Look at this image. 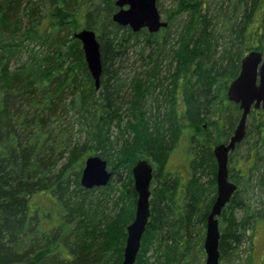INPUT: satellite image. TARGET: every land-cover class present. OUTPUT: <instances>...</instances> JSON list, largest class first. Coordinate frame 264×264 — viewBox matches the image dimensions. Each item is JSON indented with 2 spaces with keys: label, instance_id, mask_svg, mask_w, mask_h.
<instances>
[{
  "label": "trees",
  "instance_id": "16d2710c",
  "mask_svg": "<svg viewBox=\"0 0 264 264\" xmlns=\"http://www.w3.org/2000/svg\"><path fill=\"white\" fill-rule=\"evenodd\" d=\"M83 2L0 0L7 36L50 45L56 33L52 48L0 43V264H121L137 196L131 167L139 158L154 169L133 264H191L216 196L213 146L228 140L241 113L227 86L244 54L264 51V0H156L167 25L155 32L114 22V0ZM43 18L46 30L39 29ZM83 27L99 42L98 88L73 36ZM65 29L69 40L59 36ZM221 29L228 43L219 41ZM21 50L24 59L11 65ZM247 119L228 155L236 188L217 216L220 257L264 219L246 199L248 176L264 194V108H252ZM76 124L82 140H73ZM91 154L104 158L112 175L86 188L79 178ZM178 155L182 173L167 170Z\"/></svg>",
  "mask_w": 264,
  "mask_h": 264
},
{
  "label": "water",
  "instance_id": "95a60500",
  "mask_svg": "<svg viewBox=\"0 0 264 264\" xmlns=\"http://www.w3.org/2000/svg\"><path fill=\"white\" fill-rule=\"evenodd\" d=\"M117 9L111 18L120 25H127L132 31L141 28L155 32L167 25L156 5V0H114ZM81 43L87 69L95 88L99 87L102 72L99 42L94 30L83 27L73 33ZM226 97L237 103L241 109L239 119L226 142L213 146V155L217 162L216 196L206 217L203 249L204 264H220L217 216L228 202L236 184L228 179V155L241 141L245 133L247 116L252 108H264V51L252 49L240 59L238 74L230 80ZM133 186L136 191L134 218L126 226V238L121 264H133L140 248L141 237L150 214L149 196L152 166L144 158H139L131 167ZM107 161L99 155H88L80 174L83 187L105 185L111 178Z\"/></svg>",
  "mask_w": 264,
  "mask_h": 264
},
{
  "label": "rangeland",
  "instance_id": "374dc122",
  "mask_svg": "<svg viewBox=\"0 0 264 264\" xmlns=\"http://www.w3.org/2000/svg\"><path fill=\"white\" fill-rule=\"evenodd\" d=\"M90 0H84L83 4L84 6L87 5V3ZM96 1H100V0H94ZM94 2V3H95ZM83 6V7H84ZM164 12L162 13V17L164 18ZM239 14L238 12H235L234 15V21H236V18H238ZM262 17H264V15H262ZM27 20L26 18H22L21 19V26L26 25ZM47 24V19L43 18L42 22L40 24V30L44 29L46 30V25ZM220 26V23H219ZM218 26V27H219ZM69 28V27H68ZM174 28V27H173ZM68 30H62L59 32V36L62 38V40H69L70 35H68ZM221 31L223 32L224 30L221 29ZM226 32V31H225ZM51 44L50 45H45V44H40L39 41L37 40H33V39H29V40H25V39H21L20 35H17L16 37L13 36H7L5 30H0V35H1V41L0 43H2V41H7L10 42L11 45L10 47H24V48H29V47H36L39 48L40 47H55V31H51ZM218 35V34H217ZM225 36V37H223ZM143 35L140 36V39H142ZM229 37L228 33H224L221 34L220 36H218L219 41H224L225 43H228L227 38ZM59 40V39H58ZM45 50V48H44ZM25 57V51L21 50V53H17L12 55V57H10V64L11 65H15L18 61V59L23 60ZM237 121V119H236ZM235 121V124H236ZM235 124L233 125V128L235 126ZM78 124H76L75 126H73V129H71V133H76L75 134V138L76 140H82L83 136L81 134V132H77L79 131L77 129ZM247 127L249 128V131H252L253 125L251 123V119L248 118L247 119ZM232 128V129H233ZM232 131V130H231ZM231 135V134H230ZM229 135V136H230ZM73 137V136H72ZM250 138V137H249ZM248 138V140H249ZM247 139L245 140L244 144L241 145L240 153L242 150H245V148H247ZM100 156V155H99ZM148 161V160H147ZM151 166L152 169L153 168V163H151L150 161H148ZM182 158L180 155H178L177 157H175L168 165H167V170L177 173L180 172L182 173ZM109 169V167H108ZM262 169H264V166L262 167ZM264 171V170H263ZM122 175H124V173H122ZM197 175L201 178L200 180H203L204 182L207 181V175L203 174L202 172L200 173V171L197 173ZM123 176H121L122 178ZM255 176H248V193H246V199L249 202L250 208L251 209H259L264 211V205L262 204V201L264 200V194H261L260 191L258 190L257 186L254 185L256 184L255 182ZM40 199H42V196H40ZM43 199L46 200V197L44 196ZM236 218L239 219L243 214L241 210L235 209L234 211ZM202 240L200 243V250L198 251H202L201 254H198L197 258L195 259L194 262H191V264H204V259H205V252L203 249V240H204V235H205V228H203L202 230ZM197 246L195 247L194 251L196 250ZM199 248V247H198ZM202 248V250H201ZM196 254V253H195ZM194 256V255H193ZM220 264H264V219H260L258 218V224L252 228H247L245 230V235L243 236L242 240L240 241V244L236 247L230 246V248L226 251V253H224L221 257H220Z\"/></svg>",
  "mask_w": 264,
  "mask_h": 264
}]
</instances>
